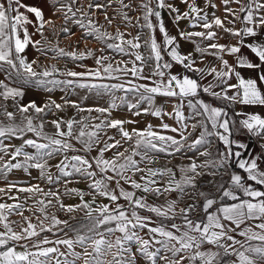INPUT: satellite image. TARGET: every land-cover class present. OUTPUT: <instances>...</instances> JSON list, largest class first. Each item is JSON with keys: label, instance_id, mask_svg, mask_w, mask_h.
I'll return each instance as SVG.
<instances>
[{"label": "snow or ice", "instance_id": "1", "mask_svg": "<svg viewBox=\"0 0 264 264\" xmlns=\"http://www.w3.org/2000/svg\"><path fill=\"white\" fill-rule=\"evenodd\" d=\"M179 2L186 10L169 0H43L51 13L46 17L40 4L0 0V74L4 77L0 79V264H264V115L235 109L229 114V108L236 105L264 107V0H220L219 4L203 0V7L197 0ZM114 5L118 7L110 16L107 9ZM221 5L224 15L212 11L210 16L208 10ZM164 11L180 39L195 45L200 63L205 55H211L219 61L218 67H197L192 53L180 52L177 37L169 34L164 23ZM98 12L108 28L119 21L125 28L140 31L132 36L121 31L119 24L114 32L109 31L92 19ZM129 12L139 14L133 17ZM181 21H187L189 29L201 30H180ZM69 25L82 30L81 40L91 38L102 44L100 55L91 48L60 47L62 35L75 36ZM144 29L148 30L146 35L142 34ZM157 29L162 43L155 35ZM46 31L57 38L56 44ZM220 33L235 42L219 43L224 38ZM36 35L40 38L34 39ZM204 41L209 43L202 46ZM29 47L41 56L54 53L52 59L76 62L92 58L96 67L78 64L85 71L60 73L55 65H40L39 57L29 60ZM142 48L147 49V55ZM243 49L248 50L247 55ZM107 50L121 59L113 63V57L105 55ZM225 55L234 61L230 63ZM124 56L133 59L124 60ZM173 63L198 75L199 80L172 74ZM146 69L149 75L144 74ZM242 71L250 74L245 76ZM57 74L73 79H58ZM127 76L133 79H122ZM207 76L213 81L202 84ZM16 85H35L49 93L56 88L86 89L97 97H108L107 106L85 108L82 101L63 96L62 103L51 97L42 105L35 100L22 103L25 90ZM118 92L123 94L117 96ZM201 92L225 106L206 102L200 98ZM157 97L167 98L168 103L174 98L172 110L158 106ZM67 107L89 115L46 121L48 114ZM120 108L133 117L159 118V127L176 135L161 134L151 124L129 130L125 125L136 120L112 118V112ZM165 116L176 126L163 122ZM46 123L54 128L52 134L45 131ZM198 129L199 134L192 138ZM110 130L119 138L109 135ZM236 134L254 138L259 153L245 158L248 145L234 138ZM14 139L21 143L12 144ZM216 145H222L223 150ZM69 152L84 155L69 156ZM92 152L96 155H90ZM108 152L112 155L106 156ZM189 152L193 155L188 156ZM159 154L181 155L188 162L148 167L157 162ZM56 157L62 158L51 165L49 161ZM233 162L240 172L227 171ZM52 167L59 175L53 177ZM32 169L49 184L79 176L87 182V192L68 187L72 181L67 179L62 193L59 189L45 191L39 184L20 186L8 179L14 170L30 175ZM221 170L228 180L206 181L214 193L201 190V178H215ZM138 174L139 178H134ZM173 193L177 198H171ZM20 194H25L23 200ZM64 196H74L79 202L65 204ZM149 196L164 197V203H150ZM184 197L192 202L180 207ZM98 198L107 203H97ZM28 200L33 201L31 206ZM55 206L74 221L76 213L83 215L77 224H71L46 211ZM25 211L32 215H25ZM14 216L19 219H12Z\"/></svg>", "mask_w": 264, "mask_h": 264}, {"label": "crops", "instance_id": "2", "mask_svg": "<svg viewBox=\"0 0 264 264\" xmlns=\"http://www.w3.org/2000/svg\"><path fill=\"white\" fill-rule=\"evenodd\" d=\"M169 2H173L176 4L177 7H179L181 9V11L186 10L184 5L181 4L179 2V0H169ZM215 2L217 4H219L220 0H215ZM24 3L26 4H40L41 6L44 7V11H45V16L48 17L51 15L48 7L46 5L43 4V0H24ZM197 3L203 7L204 3L203 0H197ZM234 7V5H233ZM209 14L211 16V12L215 11L216 15L219 16H223V6L221 5L219 7V9L213 10V9H209ZM163 15V20L164 23L166 25V28L169 32L170 35L176 36L177 40L179 42V50L182 54H188V53H192L193 58L196 60V66L197 67H218L219 66V61L215 59V57L211 56V55H205L203 57V63H200L201 60V54L195 51V45L187 40H183L180 39L179 35H178V29L177 27L172 23V19L170 17V15L168 14L167 11H164L162 13ZM188 22L187 21H181L180 25H179V29L180 30H195V31H199L201 29L196 28V29H189L187 27ZM240 25L238 24L237 27H239ZM30 31H32V29H29ZM109 31L114 32L115 29L114 28H108ZM122 31L124 32H130L132 36H135L137 34L138 31H140V29L136 28V27H132V26H128L127 28H124ZM147 29L143 30V35L147 34ZM76 34L75 31H72ZM221 36H224L223 33H220ZM45 35L48 37V39L53 43L56 44L57 43V38L55 36L52 35L51 31H46ZM155 35L157 37L158 42L162 43V34L159 33L158 29L155 31ZM81 34H78V36H72L71 38H65L63 35L59 38V46L65 48L66 50H72L73 48H76L78 50H84L85 48H91L96 50L95 51V55H100V52L98 51L99 48L103 47L102 44L96 42L95 40L89 38L87 41L85 40H81L80 39ZM34 39H39L40 37L38 35L33 37ZM127 38H131V37H127ZM196 40H199V38H193ZM234 43L235 41L232 40L230 37L224 36V38L219 40V43L222 44H228V43ZM205 43V44H204ZM204 43L202 42V46H206L207 43L204 41ZM141 51L147 55V49L142 48ZM244 54H248V50L247 49H243L242 50ZM105 55H109L113 57V63H115V61H119L121 59V56L119 54H114L112 53L110 50H107L105 52ZM27 56L29 60H33V59H37L39 57V63L40 65L44 66V67H48L51 65H55L59 70L60 73H63L69 69L71 70H75V71H85L84 68L82 67H77L78 64H83V65H87L88 68H95V62L94 59L92 58H88L85 59L83 61H76L73 62L71 59L69 58H60L62 60H66L68 62V66L66 68H59L58 67V60L59 59H52V57L54 56V53L52 52H48L46 56H41L38 52H36L35 49L29 47V49L27 50ZM124 60H130L133 59L131 57L128 56H124L123 57ZM165 59L169 60L170 58L167 57V55H165ZM225 59H228L230 63H232L234 61V57H230L225 55ZM35 67V66H34ZM128 67H131V64L128 65ZM37 70L39 71L40 69L37 68ZM172 72V74H180V75H189L192 78L198 79L199 80V76L192 73V72H187L182 65H178L173 63V68L170 70ZM145 75H149L150 71L149 69L145 70ZM242 74L245 76H248L250 73L248 71H242ZM3 75L0 74V79H3ZM58 79H73L71 77H65L63 75H59L57 74ZM122 79H128L131 80L133 79L131 76H127V77H122ZM213 81V77L212 76H207L204 80H201L200 82L202 84H207L209 82ZM104 83H116L118 81L115 80H104L102 81ZM138 83H150V81H136ZM233 83L235 82L234 80L232 81ZM16 86H20L23 87L25 90V96L23 98V100L21 101L22 103H27L29 100H35L39 105H42L49 97H51V99L55 100L57 103H62L61 97H66L67 99L73 100V101H82V106L85 108L88 107H96V106H107V101H108V97H97L94 93H89L86 89H78V88H72L69 87L66 91H62L61 88H56L54 89L52 92H46L43 90V88L37 87L35 85H16ZM63 87V86H61ZM217 91H219L220 89H216ZM123 93H116L117 96L122 95ZM229 94H231V92H229ZM85 97H87V99H84ZM200 98L204 99L206 102L209 103H213L216 106H225L224 102L218 101V100H214L212 97L207 96L206 94H204L203 92L200 93ZM129 100H133V97L131 95L128 96ZM167 98L164 97H157L156 99V104L158 106H162L163 109L165 111H171L172 110V104L175 103V99H172L171 103L166 102ZM134 102V100H133ZM9 103H11L9 101ZM146 106V105H145ZM233 109H235L236 111H243V112H258L261 115H264V107H260V106H256V107H245V106H240V105H236L233 107L229 108V114L232 115L233 113ZM9 110H13L12 108H9ZM185 114L187 115L189 113V109H187V106L185 105L184 108ZM89 115L88 113H78L76 111L75 108L72 107H67L65 108L63 111L60 112H55V114H48L46 116V121H51L52 119H57V118H64L69 119V118H76L79 119L80 116H87ZM98 113H91V116L95 117L98 116ZM112 118H121V119H134L137 121V123L135 124H128L125 125V127L129 130H131L132 128H138V129H143L145 127H147L149 124H151L153 126V129L161 134L164 135H176L175 133H171L167 130H164L162 128L159 127V125L161 124V120L159 118L156 117H152L150 115H141L139 117H133L131 116V114L128 112V110L126 108H120V109H116L112 112ZM0 119H3L2 117H0ZM17 119L19 120V113H17ZM39 122V118H37V121ZM98 121H94V120H90L89 123H95ZM163 122L168 123L171 126H176L174 120L168 118L167 116H165L163 118ZM191 123V121H190ZM45 131L48 132L49 134H52L54 132V128L52 127V125L50 123H46L45 124ZM199 134V129L196 131V133L193 134L192 138H195L197 135ZM109 135H117L115 133V130H110L109 131ZM28 138L32 137L31 133L27 134ZM117 138H119V136L117 135ZM178 138V137H177ZM234 138H237L241 141H243L244 143H246L248 145V149L247 152H245V158H247V156L249 154H257L259 153L260 149L258 144L256 143L254 138H250L247 134H236V136ZM74 144L76 143L75 141H72ZM215 144V140L213 141ZM5 143H8L7 141H5ZM12 144L15 145H19L21 143L20 140H13L11 141ZM217 147H219L221 150H223V146L222 145H216ZM77 148L80 147V145H76ZM125 147H127V145H125ZM29 152H34L33 149H26ZM122 150V149H121ZM234 150H236L234 148ZM74 154H80V155H84L83 152H69L68 155H74ZM90 155H96L95 152H92ZM106 156H111L112 152H108L105 154ZM188 156H192L193 153L189 152L187 153ZM62 157H56L52 160L49 161V163L51 165H55L56 163H58L59 159H61ZM136 159H139V157H137ZM203 159V158H200ZM169 160L171 161V163L169 164ZM188 161L186 159H184L181 155H176L175 157H168L165 154H159V158L157 160V162L153 165H147L148 167H164V166H169L172 167L174 165L177 164H181V163H187ZM144 164H141V167H144ZM53 177L59 175V172L57 171V169L55 167H52L50 169ZM227 171L229 173H231L232 171H237L240 172L241 170L236 169L235 168V164L234 162L232 163V166L229 167L227 169ZM8 178H11L13 180H10L12 182H16L18 185L20 186H28L30 184H39L45 191L48 190H52V191H56L57 189L60 190V192L62 193L64 190V180H71L72 182L69 183L67 186L68 187H76L79 188L81 190H84L85 192H87V182L81 180V178L79 176H73V177H69V178H61L60 182L57 183H53V184H49L47 183V181L42 180L39 178V171L36 169H32L31 170V174H27L25 172H23L22 170H14L12 173L9 174ZM136 179L139 178V174L134 177ZM177 178H179V173L177 172ZM215 179L216 183H222V182H226L228 180V176L224 174V170H221L220 174L213 178L211 176H204L203 178H201L200 180V188L203 191H211V192H215L214 188H210V186L206 183V181L209 180H213ZM0 186H3V181H0ZM127 187V186H126ZM15 194V193H14ZM140 194V193H138ZM21 195V199L23 200L24 195L25 194H20ZM36 199H42V196H37L35 197ZM171 198L175 199L177 198V194L173 193L171 194ZM85 199H90V197L86 196ZM149 202L150 203H155V204H163L164 203V197H156V196H149ZM62 200L65 204H75L78 203L79 200L78 198L72 196H64L62 197ZM100 202H104L107 203L106 200H103L102 198H98L97 199V203ZM192 200L188 199V197H184L183 199H181L179 201V206L180 207H184L186 206L187 203H191ZM28 205L31 206L33 204L32 200H28ZM121 203H123V201H121ZM46 211L49 214H55L57 215V217L61 220H69V223L71 224H77V222L80 220V217H82L83 213H76V217L77 220H71L69 218V215L59 211L58 206L55 207H49L48 209H46ZM25 215H29L31 216L32 214L28 211H25ZM37 215H39V213H37ZM33 222L35 223L36 220L33 219ZM177 222H179V220H177ZM44 235H50L49 233H45Z\"/></svg>", "mask_w": 264, "mask_h": 264}, {"label": "rangeland", "instance_id": "3", "mask_svg": "<svg viewBox=\"0 0 264 264\" xmlns=\"http://www.w3.org/2000/svg\"><path fill=\"white\" fill-rule=\"evenodd\" d=\"M99 2H106V0H99ZM125 2H126V3L129 2V0H125ZM116 7H118V5H114L113 8H109V9H107L108 14H109L110 16L115 14L114 9H115ZM138 14H139V13H137V12H129V15H130V16H133V17H135V16L138 15ZM92 19H93V20H98L99 23H100L101 25H104L105 28H108V26L105 24V21H104V19H103V14H102V12H98L96 15H93V16H92ZM57 23H58V25H59V21H58ZM117 24H119V26H120V30H121V31L125 28V26H124L122 23H120L119 21L114 22V24H113V26H112L111 28H114V29H115V27H116ZM69 27L71 28L72 31H75V32H76L75 36H78V34H81V36H82V30H80L77 26L69 25ZM206 42H207V41H206ZM203 43H204V42H203ZM204 44H205V43H204ZM102 46H103V45H102ZM63 61H65V62L67 63V66H68V62H67L65 59H64V60L59 59V60H58V64L61 63V62H63ZM67 66H66V67H67ZM58 67H59V68H62V67L60 66V64L58 65ZM66 67H63V68H66ZM8 179H9V180H13V179H11V178H8ZM15 183H16V182H15ZM9 202H11V201H9ZM12 219H19V218L14 216V217H12ZM32 219H35V217H32Z\"/></svg>", "mask_w": 264, "mask_h": 264}, {"label": "built area", "instance_id": "4", "mask_svg": "<svg viewBox=\"0 0 264 264\" xmlns=\"http://www.w3.org/2000/svg\"><path fill=\"white\" fill-rule=\"evenodd\" d=\"M59 64H60V66H61L62 68L67 66V63H66L65 61H63V62H61V63H59Z\"/></svg>", "mask_w": 264, "mask_h": 264}]
</instances>
